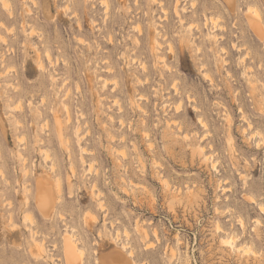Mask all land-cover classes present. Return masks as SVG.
<instances>
[{
  "label": "rangeland",
  "instance_id": "374dc122",
  "mask_svg": "<svg viewBox=\"0 0 264 264\" xmlns=\"http://www.w3.org/2000/svg\"><path fill=\"white\" fill-rule=\"evenodd\" d=\"M234 1L0 0V264H66V237L81 264H264V0Z\"/></svg>",
  "mask_w": 264,
  "mask_h": 264
},
{
  "label": "bare ground",
  "instance_id": "6f19581e",
  "mask_svg": "<svg viewBox=\"0 0 264 264\" xmlns=\"http://www.w3.org/2000/svg\"><path fill=\"white\" fill-rule=\"evenodd\" d=\"M3 1V0H2ZM156 1V0H155ZM178 2V1H177ZM228 5L230 8L234 7L235 1L234 0H227ZM8 3V2H7ZM6 3V4H7ZM7 6V5H6ZM193 6V4H192ZM68 8V7H67ZM249 10V9H248ZM252 10V8H251ZM249 10V16L247 17V23L249 25V27L260 37V31L263 30L261 29V18H260V14L258 13V11H254L253 12ZM177 12V11H176ZM178 13V12H177ZM211 18V17H210ZM212 21V19H211ZM207 22V21H206ZM213 23H217L216 21H214L213 19ZM215 24L213 26H215ZM207 25V24H206ZM140 28V27H139ZM216 29V27H215ZM154 40V38H153ZM151 42V53L152 52H156V45L154 46L153 43H157V41L155 42ZM158 46V45H157ZM170 46V45H169ZM172 46V45H171ZM158 50V49H157ZM171 50V49H170ZM160 51V50H158ZM157 51V52H158ZM173 51V50H172ZM153 54V53H152ZM173 54V53H172ZM157 58V57H156ZM164 58V57H163ZM159 59V58H158ZM166 59V58H165ZM164 61V60H163ZM144 65V64H143ZM43 69V68H42ZM212 81V80H211ZM148 82V81H147ZM202 121V120H200ZM176 123V122H175ZM203 125L205 124L204 122L202 123ZM201 124V125H202ZM203 127V126H202ZM206 160V159H205ZM55 192H56V197H55V193H53V191L51 189L48 188H42L39 187L35 196V204H36V208L39 212V214L43 217H46L45 219H51L52 216H54V214L56 213V208L57 205L59 204L58 201V196L60 197L61 194V188H60V184H57L55 187ZM253 199V198H252ZM250 200V199H249ZM28 202V200H27ZM27 205V204H26ZM102 207V206H101ZM260 212L262 214H264V207L260 206L259 208ZM26 219V217H25ZM260 225V222L258 223L257 221V225ZM244 228V226H243ZM16 229V228H15ZM219 230V229H218ZM127 234V233H126ZM224 243H234V238L232 237H226V239L223 240ZM227 246V245H226ZM37 252L41 255V248L39 246L36 247ZM237 249V248H236ZM63 252H64V258H65V262L66 264H81L82 263V258L81 255L78 250L77 247L74 243V241L72 240L71 237H66L64 239V243H63ZM249 253V252H248ZM255 254V253H254ZM38 257V256H37ZM98 264H130L128 260H126L124 257H122L120 254H117L116 256H113V258H110L108 260L103 261L102 263H98Z\"/></svg>",
  "mask_w": 264,
  "mask_h": 264
}]
</instances>
